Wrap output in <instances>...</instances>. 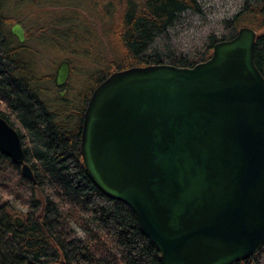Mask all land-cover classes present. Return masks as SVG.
<instances>
[{"label":"water","instance_id":"1","mask_svg":"<svg viewBox=\"0 0 264 264\" xmlns=\"http://www.w3.org/2000/svg\"><path fill=\"white\" fill-rule=\"evenodd\" d=\"M9 32L23 43L19 24ZM255 38L240 27L190 68L130 67L90 93L83 169L103 196L129 208L159 264H234L264 244V78L252 60ZM68 72L59 61L54 86ZM0 155L35 183L19 135L1 117Z\"/></svg>","mask_w":264,"mask_h":264},{"label":"trees","instance_id":"2","mask_svg":"<svg viewBox=\"0 0 264 264\" xmlns=\"http://www.w3.org/2000/svg\"><path fill=\"white\" fill-rule=\"evenodd\" d=\"M84 1L0 0V103L24 130L29 148L22 149L23 157L35 182L29 183L28 202L13 194L31 210L20 226L8 204L0 203V264H159L129 208L103 196L86 176L79 155L83 111L92 90L110 73L157 64L190 68L205 61L221 40L209 36L208 53L196 62L156 50L147 53L154 38L181 14L198 12L197 0H88V7ZM249 1L253 4L245 3L224 22L232 28L228 39L246 19L258 18L264 28V0ZM89 7L100 23L99 34L87 27L94 23L83 16ZM14 23L24 30L21 44L9 32ZM46 48L82 63L77 72L70 71L61 97L51 74L38 72L40 51ZM252 60L264 78V35L255 38ZM20 140L23 144L21 135ZM3 163L18 169L0 155ZM0 194L10 191L0 185ZM71 221L80 225L84 239L69 228ZM234 264H264V244Z\"/></svg>","mask_w":264,"mask_h":264},{"label":"rangeland","instance_id":"3","mask_svg":"<svg viewBox=\"0 0 264 264\" xmlns=\"http://www.w3.org/2000/svg\"><path fill=\"white\" fill-rule=\"evenodd\" d=\"M98 1L101 3L103 2V0ZM249 2H246V0H197L198 12L181 14L171 29H168L165 33L154 38L153 42L148 46L149 51H147V53L150 52V50H156L162 55L174 54L176 56H182L188 61L196 62V60L207 55L209 36H213L215 40L221 41L228 39L232 32V28H226L224 22L228 21L234 15H237L243 10L245 3L249 5L253 4L252 1ZM84 3L85 7H88V0H85ZM42 8L45 7L42 5ZM89 9L91 10L90 12ZM57 10L58 12L60 11L59 9ZM68 11H70V8ZM83 16H85L86 19L88 17L87 20L89 22H94L92 25L88 23L87 27L90 29L95 27V31L99 34L100 23L98 22V19L95 18L92 7H89L87 15L84 14ZM241 27L252 29L255 32V36L264 35V28L259 27L258 18L256 21L246 19ZM40 52L43 53H41L42 61L40 62V66L38 65V72L42 75H53L56 65L62 60L68 61L70 71L72 72H77V70L82 68L80 58L72 59L68 56H57L48 48L43 49ZM3 111L4 106L0 103V112ZM9 121L19 135L23 136L24 146L21 142L22 149L29 148L24 130L17 124V121H15L13 117L9 116ZM0 185H5L10 191V195L0 194V203L6 202L8 207L14 212L15 217L20 220H25L27 218L26 215L31 210L29 206L20 205L19 200H16L13 197V194L28 202L30 196L29 182L20 177L18 169L13 170L7 168L6 164L3 163L0 164ZM79 218L82 220H88V217L83 214H80ZM69 228L75 233L76 237L84 239V233L77 221H71L69 223Z\"/></svg>","mask_w":264,"mask_h":264},{"label":"flooded vegetation","instance_id":"4","mask_svg":"<svg viewBox=\"0 0 264 264\" xmlns=\"http://www.w3.org/2000/svg\"><path fill=\"white\" fill-rule=\"evenodd\" d=\"M23 33H24V30H23ZM24 42V41H23ZM65 61V60H64ZM67 62V64H68V68H69V72H68V78H67V80H66V82L62 85V86H60V87H56V86H54V83H53V76H54V72H53V75H51L52 76V86H53V88L54 89H58L59 90V92H58V96H63V94L65 93V87H66V84H67V82H68V79H69V74H70V65H69V63H68V61H66ZM56 68V67H55ZM54 71H55V69H54ZM4 106V105H3ZM0 117L5 121V119H7L8 121H9V116L10 117H12L11 115H10V112H9V110L8 109H6V107L4 106V111L3 112H0ZM16 121V120H15ZM17 124L20 126V124L17 122ZM21 127V126H20ZM14 130H15V128L14 127H12ZM16 131V130H15ZM17 132V131H16ZM17 134L19 135V133L17 132ZM19 138H20V135H19ZM20 143H21V141H20Z\"/></svg>","mask_w":264,"mask_h":264}]
</instances>
